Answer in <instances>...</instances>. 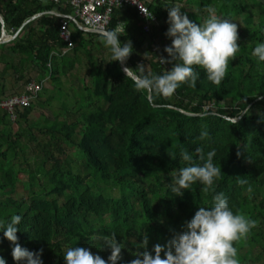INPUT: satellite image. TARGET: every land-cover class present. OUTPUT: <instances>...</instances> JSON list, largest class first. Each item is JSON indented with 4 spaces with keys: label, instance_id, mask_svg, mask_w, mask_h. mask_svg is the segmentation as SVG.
Masks as SVG:
<instances>
[{
    "label": "trees",
    "instance_id": "16d2710c",
    "mask_svg": "<svg viewBox=\"0 0 264 264\" xmlns=\"http://www.w3.org/2000/svg\"><path fill=\"white\" fill-rule=\"evenodd\" d=\"M172 3L196 23H202L209 11L232 19L241 49L229 59L220 84L209 81L205 70L196 66L200 73L196 87L181 84L171 97L157 96L149 103L121 62L110 61L112 54L99 34L80 29L78 18L69 23L74 47L62 55L59 50L67 46L59 37L62 18L48 12L68 14L69 9L51 1L0 0L6 31L15 36L9 43L0 42V98L6 96L9 78L27 83L34 69L38 81L51 71L58 93L79 97L72 107L63 101L53 108L52 97L42 100L54 119L50 113L51 118L41 115L29 129L16 132V140L8 129L12 146L0 154V191L13 197L0 202V221L7 223L12 214H21L17 242L38 252L43 264H66L63 253L81 241L107 259L111 249L101 254L107 245L102 238L113 232L125 245L117 264H127L144 251L140 243L145 234L149 250L184 231L185 222L200 206H211L213 195L220 191L234 212L257 221L246 237L234 241L241 264H264V62L251 55L255 44L264 41V0H154L146 4L165 24L148 35L137 10L123 6L115 11L108 29L123 22L120 39L133 42L125 66L144 63L146 72L152 73L171 69L174 61L162 65L151 44L158 42L159 56L169 57L163 51L172 42L166 34V6ZM1 30L0 22V37ZM243 98L250 109L239 115L247 107ZM34 108L25 109L20 118L27 121ZM0 118L9 125L6 113ZM202 131L208 135L201 137ZM24 137L26 147L35 144V164L15 168ZM197 145L205 152L216 148L214 163L221 166L220 177L208 191L197 181L182 195L171 192L172 173L189 163L181 158V149L195 157ZM238 177L247 183H238ZM20 184L25 194L17 195ZM13 243L0 231V255L7 264H26L14 259Z\"/></svg>",
    "mask_w": 264,
    "mask_h": 264
},
{
    "label": "clouds",
    "instance_id": "9594fccd",
    "mask_svg": "<svg viewBox=\"0 0 264 264\" xmlns=\"http://www.w3.org/2000/svg\"><path fill=\"white\" fill-rule=\"evenodd\" d=\"M48 1L53 2L52 0H46L45 2ZM140 1L147 7L150 14L147 17H141L138 13V16L143 22L144 33L148 35L153 28L163 26L165 20L158 19L155 13L149 8L148 4H146H154V0ZM133 2H136V0H133ZM55 4L62 9L70 10L68 14H63L58 10L48 12L51 15L62 18L60 23L61 26L63 22L69 24L71 21H76L77 18H75L74 11L69 5L64 2H62L61 5ZM126 5L130 6V4H123L121 7L115 8L108 26L100 33L88 30L82 23L79 25V28L86 32L99 34L100 40L112 54L110 61H120L121 65H125V61L133 52V42L130 39L121 41L119 34L125 32L123 22L116 27L108 28L112 22L115 11ZM130 7L136 9L133 6ZM166 7L169 12V27L166 34L171 37L172 42L170 45L165 46V51L163 52L168 53L169 57L159 56V51H162V47L158 42L151 44V46L152 54L156 55L157 60L160 57L159 62L162 63V65L164 64L168 67L170 64L168 60L174 61L171 69H165L163 73L146 72L144 63H140L136 68L128 66L123 67L126 76L131 77L134 81L135 88L146 92V98L149 103H152L157 96L171 97L176 90L181 87V84H186L193 88L196 87L197 80L200 76L196 66H200L205 70L206 78L209 81L214 84H220L227 75L229 59L236 57L238 51L241 49V45L237 42L239 38L238 26L232 19L215 14L217 11H209L208 16L202 23H196L189 18L186 12L182 11L178 3H172L170 6ZM0 17L3 19V24L0 20L2 24L0 42L9 43L3 42V39H5V37H12L11 40H13L15 36L10 35L6 31L4 18L1 14ZM240 18L239 20L242 21ZM25 24H28L27 21ZM61 26L59 29V37ZM70 39L73 43L72 33ZM149 39L151 38L146 37V40L149 41ZM60 40L65 44L67 43V46L65 45L64 48L59 50L62 55L66 54L74 47V43L73 46L70 47L69 41H65L61 37ZM56 54L57 52L52 53V55ZM251 55L258 63L264 62V41H258L255 44L251 49ZM48 68L50 70L52 69L51 62L48 64ZM34 71L37 72L36 69L31 71L30 78ZM50 72L41 81H38V76L35 78L37 80L31 78L27 83L20 81L18 84L23 88V91L20 93L14 91L9 94L6 88V96L0 98V117L6 113L10 122L8 126H5L0 118V154L7 151L9 147L12 146L9 141V133L7 130L10 128L13 130V139L16 140L14 136L16 132L20 131L22 128L29 129L27 127L38 120L37 118L35 122H30L32 113H38L39 116L40 114L45 115L46 113H50L54 119L49 108H45L44 105H39V108H36V104H38L39 100L42 101L52 97V107L58 108L63 101H65L69 107H72L76 100L79 99V97L73 94L63 93L64 97L59 99L58 106L55 107L53 103L54 94L48 95L51 92H47L45 88L46 81L52 83ZM54 89L53 91L57 92V90ZM243 100L246 102V98H243ZM34 104L35 108L33 112L28 115L27 121L21 119L20 114L24 113L23 111L25 109L32 106L34 107ZM249 109L250 107L247 104V107L240 111L239 115L241 113H248ZM183 112L191 116L197 115L193 112ZM261 116L264 118V113H262ZM18 118L20 123L17 130L14 131L12 125ZM233 123H236V118ZM36 133L40 134L37 131ZM200 135L204 137L207 136L208 133L202 131ZM21 140L23 145L18 148L17 158L13 162L15 168H26L35 164L32 158L35 151V144L26 147L27 138L24 137V139ZM216 151V148L213 147L205 152L203 146L197 145L194 149L197 156L194 157L192 152L186 148H182L180 156L184 161L189 163L181 167L178 173H172V180L168 185L170 191L182 195L186 189H191L192 184L197 181L203 185L204 191H208L212 188L214 181L220 177L222 170L221 166H217L216 163H214ZM196 159L202 161V163L194 162ZM25 160H27V162ZM23 178L24 176L20 175V179ZM237 182L246 184L247 179L238 177ZM19 186L23 188L21 184ZM9 197H12L9 192L0 191V202L6 201ZM22 218L21 214L14 213L7 223L0 221V231L3 232L4 237L14 242L12 245V255L16 261H25L26 264H43L41 255L38 252L29 250L27 247L21 246V244L17 242L19 240L17 235L19 230L18 226ZM256 223L257 221L255 219L238 211L234 212L229 204V198L224 192H216L212 197L211 206H200L191 219L185 222L183 226L184 231L175 232L173 236L170 235L169 238L164 241L156 243L149 250L147 247L148 236L145 234L140 243V247H142L144 251L139 253L135 259L128 261L127 264H241L238 258V249L234 241H239L241 238L246 237ZM102 241L107 245L101 250V254L111 249V253L107 259L97 253L98 251L95 249L93 253L90 249V245L81 241L74 246L68 247L63 253L66 264H117V262L121 260V250L125 247L124 243L118 242L115 232L106 234L102 238ZM166 241H168L167 246L163 245ZM102 246L103 245H101V247ZM42 251L41 249L40 252ZM0 264H7L6 258L2 255H0Z\"/></svg>",
    "mask_w": 264,
    "mask_h": 264
},
{
    "label": "built area",
    "instance_id": "2783aa9c",
    "mask_svg": "<svg viewBox=\"0 0 264 264\" xmlns=\"http://www.w3.org/2000/svg\"><path fill=\"white\" fill-rule=\"evenodd\" d=\"M54 3L62 4V2L69 5L75 14V18H78L83 26L88 30H93L98 33L105 30L108 26L111 15L115 8L121 7L123 4H130L137 9L141 17H147L149 10L140 1L136 0H52ZM60 37L69 41V46L72 47L71 33L69 30V24L63 22L60 30Z\"/></svg>",
    "mask_w": 264,
    "mask_h": 264
},
{
    "label": "rangeland",
    "instance_id": "374dc122",
    "mask_svg": "<svg viewBox=\"0 0 264 264\" xmlns=\"http://www.w3.org/2000/svg\"><path fill=\"white\" fill-rule=\"evenodd\" d=\"M43 1H46V0H43ZM11 39H12V37H5V39H3V42H10ZM2 69H3V65L0 64V70H2ZM73 73L77 76H81V73L77 70H75ZM37 76H38V73L36 71H34V73L31 75V78H33V80H37V79H35ZM71 78H72L71 80H74V76H72ZM18 83L19 82H16L13 77L8 79L6 85H7V89H8L9 94H11V92H14V91H17L19 93L23 91V88ZM45 88L47 89V92H51L48 95L54 94L56 96L53 103H54V106L57 107L58 103H59V99H62L64 97L63 93L62 92L58 93L56 91H53L54 87L50 81H46ZM39 105H42L41 100H39L38 104H36V108H39ZM34 106H35V104H34ZM45 115L48 116L49 118H51V115L49 113H46ZM40 116H41V114H40ZM40 116L38 113H34V114L32 113V115L30 116V122H35L37 120V118H39ZM19 123H20L19 118L17 121L13 122L12 127H13L14 131L17 130ZM21 194H25V191L21 186H19L17 195H21Z\"/></svg>",
    "mask_w": 264,
    "mask_h": 264
},
{
    "label": "water",
    "instance_id": "95a60500",
    "mask_svg": "<svg viewBox=\"0 0 264 264\" xmlns=\"http://www.w3.org/2000/svg\"><path fill=\"white\" fill-rule=\"evenodd\" d=\"M0 20H1V22H2V24H3V19L0 17ZM3 31H4V29H3ZM125 65H122V68L124 67Z\"/></svg>",
    "mask_w": 264,
    "mask_h": 264
},
{
    "label": "crops",
    "instance_id": "0c3cea01",
    "mask_svg": "<svg viewBox=\"0 0 264 264\" xmlns=\"http://www.w3.org/2000/svg\"><path fill=\"white\" fill-rule=\"evenodd\" d=\"M124 24V23H123Z\"/></svg>",
    "mask_w": 264,
    "mask_h": 264
}]
</instances>
